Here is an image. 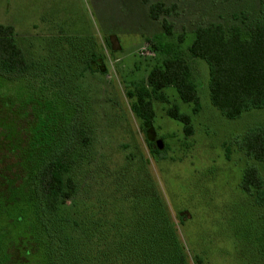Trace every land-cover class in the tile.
<instances>
[{
    "label": "rangeland",
    "instance_id": "obj_1",
    "mask_svg": "<svg viewBox=\"0 0 264 264\" xmlns=\"http://www.w3.org/2000/svg\"><path fill=\"white\" fill-rule=\"evenodd\" d=\"M156 3L173 11L152 20ZM257 18L259 0H0V24L13 26L31 71L44 69L54 79L35 86L67 91L80 106L77 143L63 162V178L76 191L52 217L68 264H113L101 250L109 243L132 251L130 260L121 253L114 264H165L174 252L189 264H264V206L241 189L248 166L264 181V162L237 148L247 132L264 128V109L223 117L210 101L207 65L189 53L197 27L244 30ZM145 46L154 56L140 55ZM172 58L189 67L200 111L193 114L168 86L165 103L152 101V125L142 127L125 93L146 85L150 70ZM27 87L0 79V121L10 125L30 112ZM70 100L57 97L53 118L73 119L62 107ZM173 105L190 117L191 136L167 116Z\"/></svg>",
    "mask_w": 264,
    "mask_h": 264
},
{
    "label": "trees",
    "instance_id": "obj_2",
    "mask_svg": "<svg viewBox=\"0 0 264 264\" xmlns=\"http://www.w3.org/2000/svg\"><path fill=\"white\" fill-rule=\"evenodd\" d=\"M173 8L162 3L150 5V17L158 21L162 15L169 16ZM243 16L247 21L248 15ZM244 24V30L236 25L225 29L216 23L197 27L189 47L191 57L207 65L211 104L229 120L264 109V0H259V18ZM162 26L170 35L166 20ZM2 78L27 82L32 101L27 102L30 112L10 125L7 120L0 121V154L5 153L0 159V264H68L61 240L53 230L52 217L60 200L72 198L76 191L75 183L63 178L66 171L63 162L77 143L80 106L69 99L67 91L57 95L35 86L39 85V79L49 80V84L54 79L44 69L31 71L16 43L13 27L0 24ZM168 86L174 88L182 103L192 104L193 114L200 111L189 67L179 58L166 59L150 70L146 85H134L125 93L130 111L143 123L142 127L152 125L155 118L152 101L165 103L163 89ZM58 96L70 100L62 105L74 115L69 122L53 118ZM29 116L31 119L27 120ZM167 116L183 125L186 136L192 135L191 119L181 114L178 106L169 108ZM237 148L248 160L264 162V128L247 132L237 142ZM149 149L157 154V147ZM241 189L253 196L255 204L264 206V181L256 166L244 169ZM116 244H104L102 253L113 256V264L114 257L121 253L130 260L131 248ZM185 256L184 253V259L182 255L176 258L174 252L164 263L185 264Z\"/></svg>",
    "mask_w": 264,
    "mask_h": 264
},
{
    "label": "built area",
    "instance_id": "obj_3",
    "mask_svg": "<svg viewBox=\"0 0 264 264\" xmlns=\"http://www.w3.org/2000/svg\"><path fill=\"white\" fill-rule=\"evenodd\" d=\"M142 52H146L147 55L154 56V53L151 51L150 47L145 46L141 49L140 55H142Z\"/></svg>",
    "mask_w": 264,
    "mask_h": 264
},
{
    "label": "water",
    "instance_id": "obj_4",
    "mask_svg": "<svg viewBox=\"0 0 264 264\" xmlns=\"http://www.w3.org/2000/svg\"><path fill=\"white\" fill-rule=\"evenodd\" d=\"M155 145H156V147H157L158 150H161L163 148L162 142H160L159 140H157L155 142Z\"/></svg>",
    "mask_w": 264,
    "mask_h": 264
},
{
    "label": "crops",
    "instance_id": "obj_5",
    "mask_svg": "<svg viewBox=\"0 0 264 264\" xmlns=\"http://www.w3.org/2000/svg\"><path fill=\"white\" fill-rule=\"evenodd\" d=\"M1 25H2V24H1ZM3 26H11V25L8 24V25H3ZM12 27H13V26H12ZM13 29H14V28H13Z\"/></svg>",
    "mask_w": 264,
    "mask_h": 264
}]
</instances>
